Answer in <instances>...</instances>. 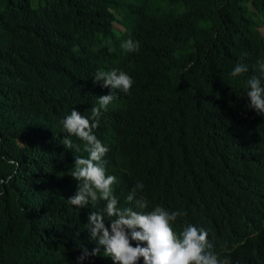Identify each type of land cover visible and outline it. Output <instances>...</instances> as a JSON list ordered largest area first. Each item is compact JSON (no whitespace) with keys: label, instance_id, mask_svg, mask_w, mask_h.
<instances>
[{"label":"trees","instance_id":"16d2710c","mask_svg":"<svg viewBox=\"0 0 264 264\" xmlns=\"http://www.w3.org/2000/svg\"><path fill=\"white\" fill-rule=\"evenodd\" d=\"M262 59L264 0H0V264H77L94 242L68 203L74 157L88 154L64 147L60 121L90 117L110 93L93 77L113 69L133 85L94 134L106 171L126 179L120 202L142 183L151 203L201 224L248 200L259 232L221 255L264 264V115L246 97ZM237 64L248 71L232 77Z\"/></svg>","mask_w":264,"mask_h":264},{"label":"clouds","instance_id":"9594fccd","mask_svg":"<svg viewBox=\"0 0 264 264\" xmlns=\"http://www.w3.org/2000/svg\"><path fill=\"white\" fill-rule=\"evenodd\" d=\"M113 26L126 30L125 25L117 21ZM121 48L125 52H136L139 44L128 40L121 44ZM257 70L260 76H252L245 82L247 107L264 115V85L261 82L264 59L257 61ZM247 71L246 65L237 64L230 75L237 77ZM93 83L108 88V91L110 89V93L97 98L91 116H83L73 109L60 121L66 134L61 140L64 147L73 153L81 151L84 145L88 154L87 157H74L70 174L74 181L70 182L68 189L72 191L68 203L71 208L87 215L86 230L90 240L94 241L87 242L86 247L81 246L77 264L95 260L110 264H233L235 260L230 256L232 246L251 240L259 232L256 221L246 220L251 210L248 200L238 199L228 208H221L220 220L215 221L214 214L201 224L185 221V213L179 209L174 211L151 203L142 190V183L133 187L127 197L128 203L120 202L119 195L115 193L116 185L126 187V179L121 172L106 171L103 157L108 148L94 132L99 125V117L115 99L114 93L130 94L133 79L124 71L98 70ZM195 198L192 194L181 207L192 203ZM223 226L230 232L218 236L217 232ZM226 243L230 245V254L222 256L221 246Z\"/></svg>","mask_w":264,"mask_h":264},{"label":"rangeland","instance_id":"374dc122","mask_svg":"<svg viewBox=\"0 0 264 264\" xmlns=\"http://www.w3.org/2000/svg\"><path fill=\"white\" fill-rule=\"evenodd\" d=\"M260 28H263V27H260Z\"/></svg>","mask_w":264,"mask_h":264}]
</instances>
